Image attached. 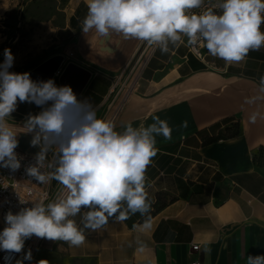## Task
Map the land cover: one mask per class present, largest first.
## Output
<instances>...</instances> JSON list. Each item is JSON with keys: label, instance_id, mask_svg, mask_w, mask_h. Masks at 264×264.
Instances as JSON below:
<instances>
[{"label": "crops", "instance_id": "1", "mask_svg": "<svg viewBox=\"0 0 264 264\" xmlns=\"http://www.w3.org/2000/svg\"><path fill=\"white\" fill-rule=\"evenodd\" d=\"M87 11L86 0H26L19 18L49 35L50 54L28 72L53 56H75L78 49L85 58L77 66L89 76L77 99L92 104L102 118L113 80L127 74L144 42L124 39L117 55L99 53L101 37L81 30ZM118 37L113 34L107 45L115 46ZM262 76L264 48L228 64L197 60L187 38L167 53L156 47L117 122L122 131L126 122L147 126L158 116L173 129L170 141L156 137L157 155L146 171L150 212L85 229L78 247L42 239L31 264H246L248 256L264 255V119L249 120L254 111L264 115V101L245 103L257 94ZM42 110L18 101L9 122L24 128L29 115ZM17 129L18 148L35 157L40 149L31 146L33 135ZM57 184L51 180V187ZM74 219L83 227L82 214Z\"/></svg>", "mask_w": 264, "mask_h": 264}, {"label": "clouds", "instance_id": "2", "mask_svg": "<svg viewBox=\"0 0 264 264\" xmlns=\"http://www.w3.org/2000/svg\"><path fill=\"white\" fill-rule=\"evenodd\" d=\"M87 14L81 22L84 34L146 42L162 53L178 47L202 46L228 64L239 63L250 51L264 48V0H218L202 12L205 0H86ZM14 56L4 50L0 64V167L16 171L21 167L16 126L9 117L20 103L43 106L29 115L24 129L33 134L31 146L39 147L35 163L27 174L38 184L51 180L61 185L60 193L47 204L33 203L17 214L7 213L0 232V249L19 253L26 239L63 241L80 246L85 229L96 231L109 218L117 222L139 213L147 216L151 202L146 191V171L157 155L156 137L172 139L167 120L153 116V122L134 127L124 123L122 131L110 119L98 118L92 104L77 99L70 86H56L51 79L33 81L30 73H15ZM264 101V76L257 94L246 98L249 105ZM264 119L259 111L250 114L255 123ZM184 121L181 127L186 128ZM49 153L53 159L48 160ZM48 168L52 171L45 172ZM22 203L24 201H21ZM82 209H87L82 213ZM82 214V225L74 217ZM150 217L145 227H150ZM25 260H31L29 251ZM22 264V262H18ZM38 264H48L40 260ZM246 264H264V255L248 256Z\"/></svg>", "mask_w": 264, "mask_h": 264}, {"label": "built area", "instance_id": "3", "mask_svg": "<svg viewBox=\"0 0 264 264\" xmlns=\"http://www.w3.org/2000/svg\"><path fill=\"white\" fill-rule=\"evenodd\" d=\"M217 2L218 0H205L204 5L200 9H193L191 11L194 13L202 12ZM155 49L156 47L148 46L146 43L144 48L139 51L133 60L127 74L124 77H116L113 80L109 97L104 103V114L102 118L110 119L117 125L118 119L128 105L129 100L137 92L142 74L152 58ZM187 49L194 58L200 61H203L207 57L219 59L211 56L208 50L202 46L187 45ZM61 66L54 73L52 80H58L61 76ZM17 130L25 134L33 135L32 133L26 132L24 128ZM15 152L17 153L21 167L16 171L0 167V232L7 226L5 221L7 213L12 212L13 214H17L22 209L32 207L33 203L39 201H44L47 204L53 201L61 190L59 183L54 187H51V181L45 184H38L26 171L27 167L35 163V157L18 147L15 149ZM53 158L52 153L49 154L48 160L51 161ZM43 171L49 172L52 169L45 168ZM21 201L24 202L22 203ZM42 239L36 236L26 239L24 248L19 253L0 249V264H18L22 260L25 261V264H31ZM197 250V246L191 248L193 252ZM29 251L31 252L32 259L25 260L24 257ZM189 264H199V262L197 260H191Z\"/></svg>", "mask_w": 264, "mask_h": 264}, {"label": "rangeland", "instance_id": "4", "mask_svg": "<svg viewBox=\"0 0 264 264\" xmlns=\"http://www.w3.org/2000/svg\"><path fill=\"white\" fill-rule=\"evenodd\" d=\"M25 1L0 0V64L4 61V50L10 49L14 62L9 71L15 73H28L31 66L38 64L50 54L49 35H45V32L37 27H30L19 18ZM145 44L146 42L139 51ZM82 54L77 49L75 56H66L63 66L79 65L85 58ZM21 262L25 264L24 260Z\"/></svg>", "mask_w": 264, "mask_h": 264}, {"label": "water", "instance_id": "5", "mask_svg": "<svg viewBox=\"0 0 264 264\" xmlns=\"http://www.w3.org/2000/svg\"><path fill=\"white\" fill-rule=\"evenodd\" d=\"M109 38H101L97 42L96 51L99 53L107 54L110 56L117 55L120 51L123 38L118 37L117 38V44L114 46L112 44L111 46L107 45V41ZM65 56L64 55H56L53 56L41 64H39L37 67L29 71L30 78L33 81H47L49 79H53L54 73L58 70V68L64 63ZM88 72L84 71L83 69L79 68L76 65L69 64L66 67H64L61 76L57 80L60 86H70L73 90V92L78 96L80 91L82 90L83 86L85 85L87 79H88ZM55 81V80H53Z\"/></svg>", "mask_w": 264, "mask_h": 264}, {"label": "trees", "instance_id": "6", "mask_svg": "<svg viewBox=\"0 0 264 264\" xmlns=\"http://www.w3.org/2000/svg\"><path fill=\"white\" fill-rule=\"evenodd\" d=\"M26 12H27V11H23V12L21 13V17H25ZM218 139H219V137L216 138V139H214V140H212V141H217Z\"/></svg>", "mask_w": 264, "mask_h": 264}]
</instances>
